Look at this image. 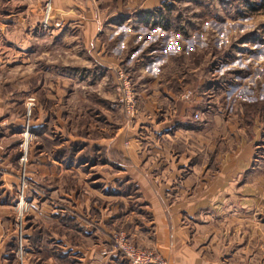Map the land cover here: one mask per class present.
Returning <instances> with one entry per match:
<instances>
[{"label":"crops","instance_id":"1","mask_svg":"<svg viewBox=\"0 0 264 264\" xmlns=\"http://www.w3.org/2000/svg\"><path fill=\"white\" fill-rule=\"evenodd\" d=\"M162 1L146 0L134 14L114 10L109 24L115 33L128 32L135 22L150 25L146 20L153 17L158 33L167 34L173 26L162 22L169 13ZM95 13L99 17L101 11ZM92 21L89 45L102 56L104 24ZM138 59L123 66L139 94L136 116L114 133L72 131L65 110L61 117V110L47 106H33L27 120L11 106L0 110V173L20 174L26 126L30 137L23 164L30 182L24 227L30 264H128L111 247L115 232L166 264H264V153L256 152L264 141V116L251 118L245 101L226 113L225 106H199L194 94L188 101L175 98L176 90L154 69L155 59L163 62L166 55L150 51L143 69ZM106 60L116 65L114 56ZM102 69L93 66L87 78L101 77ZM245 82L239 84L244 92L251 85ZM2 189L5 222L16 198ZM8 240L1 232L0 264H7Z\"/></svg>","mask_w":264,"mask_h":264},{"label":"rangeland","instance_id":"2","mask_svg":"<svg viewBox=\"0 0 264 264\" xmlns=\"http://www.w3.org/2000/svg\"><path fill=\"white\" fill-rule=\"evenodd\" d=\"M145 1L0 0V24L6 22L4 31L0 27V110L11 106L17 117L23 114L27 120L33 106H47L50 111L61 110V117L65 110L72 131H86L92 136L100 135L102 129L104 135L114 133L115 127L127 120L117 91V72L125 75L137 100V88L123 66L141 56L138 64L143 69V56L151 51L157 57L166 55L163 62L155 59L154 69L163 81L167 80L171 91L176 90L175 98L189 89L194 91V97H199V106L217 104L230 113L231 106L245 101L251 105L247 109L251 118L260 112L264 116V13L247 15L244 8L236 6L237 0H163L162 7L169 12L167 22L173 26L167 34L158 33L153 17L146 20L150 25L138 27L135 22L134 30L115 33L110 25L114 10L134 14ZM96 9L101 11L99 17ZM92 20L104 24L99 37L102 56L93 43L89 45V37L95 33L90 27ZM175 32L179 35L175 36ZM113 56L117 66L103 61ZM105 62L113 67L114 78L112 67ZM93 66L103 68L101 77L87 78ZM68 74L70 81L64 79ZM243 81L251 84L246 92L239 89ZM135 82L140 81L137 78ZM211 85L208 93L202 92ZM162 101L164 106H172L171 100ZM53 142L58 143L55 138ZM256 146V152L264 153V141ZM29 183L26 180L25 194ZM16 201L9 203L13 205L8 207L5 222L0 221V233L9 238L7 264H19L15 254L19 225ZM26 210L24 202L23 228ZM26 250L22 264L33 263Z\"/></svg>","mask_w":264,"mask_h":264},{"label":"built area","instance_id":"3","mask_svg":"<svg viewBox=\"0 0 264 264\" xmlns=\"http://www.w3.org/2000/svg\"><path fill=\"white\" fill-rule=\"evenodd\" d=\"M47 20V19H45ZM46 23V22H45ZM117 91L120 94V101L124 104L123 110L127 120H132L135 113L136 106V97L133 95L131 86L127 81V78L120 71L117 72ZM193 96L191 90H186L181 98L186 100ZM31 106H28L29 109ZM198 114H194V118L197 119ZM30 140L29 133L27 131V126L24 131L23 141L20 146L23 150V155L20 158L22 164L26 160V149L28 142ZM24 166H22L20 174H11L8 172L0 173V184L4 190L16 191V205L19 208V225L18 230L16 231V251L15 254L19 260V264H22L23 254H25L26 246L23 239V211H24V202H25V189H26V177L24 175ZM23 228V229H22ZM112 248L117 251L128 264H166L157 256L152 250L146 248H140L134 245L128 238V236L123 232H115L112 235Z\"/></svg>","mask_w":264,"mask_h":264},{"label":"trees","instance_id":"4","mask_svg":"<svg viewBox=\"0 0 264 264\" xmlns=\"http://www.w3.org/2000/svg\"><path fill=\"white\" fill-rule=\"evenodd\" d=\"M236 6L240 10L244 8L245 9L244 11L245 13H247V15L264 13V0H237ZM163 19H162L163 20L162 22L166 23L167 22L166 16H164ZM261 28H262V31L264 32V22L261 24ZM248 106H251V105H248ZM6 192H11V191L6 190ZM12 192L15 194L14 198H16V191L12 190ZM23 239H24V235H23Z\"/></svg>","mask_w":264,"mask_h":264}]
</instances>
